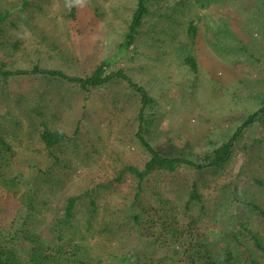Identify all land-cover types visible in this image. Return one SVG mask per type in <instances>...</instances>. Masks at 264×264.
<instances>
[{"label":"trees","instance_id":"1","mask_svg":"<svg viewBox=\"0 0 264 264\" xmlns=\"http://www.w3.org/2000/svg\"><path fill=\"white\" fill-rule=\"evenodd\" d=\"M98 1L106 2H86L94 17L103 16L104 13L99 8L101 6ZM198 1L200 6L226 2ZM251 1L254 6H260L262 0ZM54 2H58L61 8V21L38 23L40 18L37 15L45 10L49 11ZM158 3V6H153L151 0H133L132 3L126 0L122 7L119 3L111 2V14L117 21L106 19L105 26L108 29L104 37L117 35L120 39L119 46L108 53V47L104 46L96 57H90L87 53L89 46L86 48L89 41L77 27L75 6L66 7L65 0H0V33H4L0 34V54L4 53L0 58V101L6 103V109L0 112V119L7 123L1 126L0 122V209L6 199L13 204L8 212L0 210V264H105L90 244L73 240L74 233L77 232V226L73 223L75 197H69L63 209L57 210L59 215H54L51 224L45 223L51 228L48 237L39 232L42 225L40 217L44 214L42 210L46 204L44 197L52 194L54 182H58L59 187L64 186L62 174L73 171L71 161L81 157V131L86 127L87 121L90 124L88 115L87 120L84 117L83 107L98 93L103 104L116 106L123 115L127 114L125 110L128 107L125 110L122 108L127 96H132L136 101L133 114L129 116L133 130L131 132L135 141L147 152V158L142 166L121 163L111 179L106 177L95 183V187L102 188L105 192L111 191L112 194L113 182L121 180L126 171L131 174L134 199L123 197L130 208L123 214L130 227H138L136 231L141 238L146 237L154 241V244L167 246L176 243L179 236L188 235L190 240L182 243L185 249L190 250L188 258H194L191 264L260 262L256 257L243 258L232 249L221 251L223 259H218L213 244L219 240L222 245H227L222 241L228 236L225 231L218 228V234L214 233L212 237L203 232L191 239V225L181 229L174 222L182 217V208H187L189 203L195 206L199 204V208H208V203L199 193V188L207 185L206 180L193 179L190 189L179 191L175 188L172 190V185L168 184L161 187L153 197L147 196L146 201L140 200L139 194L145 188L144 179L153 172H173L181 165H186L205 169L203 175L208 171L218 177L232 157L234 145L245 153L249 162L262 158V141H245L244 132L256 121L264 126V79H255L247 74L236 76L228 86H219L222 94L217 95L215 100L210 99L212 102L209 105L202 104V96L208 97L202 90L203 80L208 81L207 85L210 87L220 83L198 62L195 42L200 17L193 15L187 8L190 0H162ZM259 9L264 12L261 7ZM24 17L26 20H23ZM30 22L33 23L32 27L29 26ZM204 24L206 31L211 32L206 41L221 61L235 59L249 69H264V42L256 40L242 25L236 31L223 17L214 25L208 22ZM27 26L32 36L37 37L34 40L36 43L28 44L21 38V34L28 30ZM70 27L78 33L77 41ZM132 68L135 73H131ZM154 69L161 73V84H165L167 77L175 80L176 86H182L189 97L208 112L235 117L224 128L222 137L214 139L212 147L201 155L169 156L155 149L154 143L158 135L162 134L161 101L137 77L140 70L147 72ZM22 74L35 76L37 84L30 87L31 91L10 90L3 86L11 76L20 79L18 77ZM103 96L107 99L104 100ZM42 101L45 102L44 106ZM47 105L51 108L50 111ZM126 106L129 105L126 103ZM125 118L128 119V116ZM13 143L19 145L21 153L27 150L36 158H42L44 164L43 168L36 165L33 167L36 173L28 180V187L25 188L17 182L18 178L25 175L21 170H14ZM36 143L40 144L42 155L35 146ZM240 174L241 172H237V176ZM250 178L259 189L264 188V181L254 172H251ZM156 180L159 181L158 178ZM152 185L156 186L155 183ZM17 190V196L11 197ZM243 192V187H238V191L234 192L233 184L226 182L210 205L214 208L213 216L218 211H225L229 216L235 200H246L245 210L239 214L236 229L231 233L240 247L243 241L239 236L252 233L250 216L257 213L264 218V202L261 206L250 202ZM82 195L89 196V190L85 189ZM173 196L175 205L166 210L165 206ZM88 203V210H96L92 198L88 199ZM109 215L119 222L117 215ZM90 219V215L84 217L87 223ZM105 223L98 222L97 230L101 235H111L110 230L105 228ZM119 234V245L109 255V264H174L175 259L156 258L155 249L150 248L145 254L133 249L127 251L122 244L127 237H124V231H119ZM80 236L83 237V234ZM250 238L257 249L264 252V237L252 233ZM21 243L25 246L23 251Z\"/></svg>","mask_w":264,"mask_h":264},{"label":"rangeland","instance_id":"2","mask_svg":"<svg viewBox=\"0 0 264 264\" xmlns=\"http://www.w3.org/2000/svg\"><path fill=\"white\" fill-rule=\"evenodd\" d=\"M90 1V0H89ZM126 0H109L106 2L98 1L99 7L104 11L103 16L94 17L91 9L85 3L84 6H75L77 10V27L82 32L83 36L88 39L86 41V48L89 46L88 55L90 57H96L97 53L106 46L107 53L119 46L120 39L115 36H105L106 19L117 21V18L112 16L111 7L113 4H123ZM132 3L133 0H127ZM162 0H151L153 6L157 2ZM168 1H180V0H168ZM226 2L212 3V6H200L198 0H190V4L187 7L193 15H199L200 19L197 22V36L195 42V51L198 56V62L201 66L208 69L212 78L218 79L219 85L210 87L207 85L206 80H203L202 90L207 93V98L202 96L201 103L208 104L215 100L217 95H221L222 91L219 86H228L229 83L235 80V77L245 76L246 74L255 79H264V69H249L242 62L238 60H230L229 62L221 61V59L215 55L213 49L206 41L207 37L211 35L210 31H206L205 22L215 24L219 21L220 17L226 18L232 28L236 31L239 29V25H242L253 37L264 42V12L260 11L259 7L264 10V0L260 1V6H254L251 0H225ZM158 3V4H159ZM242 3V5H239ZM243 8H241V7ZM61 8L58 2H54V5L48 11L40 13V20L38 23L47 24L48 20L58 21L62 19ZM186 9L184 10V12ZM119 16V15H118ZM45 19V20H42ZM57 19V20H56ZM23 20H26L24 17ZM32 22L29 26L32 27ZM0 25V30L2 29ZM28 27V26H27ZM70 31L74 36L75 41L78 36L77 32L70 27ZM4 35V33H0ZM243 34V33H242ZM244 35V34H243ZM24 42L36 43L37 37H33L29 27L28 30L21 34ZM11 39V38H10ZM117 48V47H116ZM4 53L0 54L2 59ZM12 54V53H11ZM8 59L7 56L4 57ZM152 63V62H151ZM155 64V62H153ZM155 66V65H154ZM151 74H150V73ZM131 73H135L132 68ZM140 82L146 86V89L150 93L157 95L162 105V134L158 135L157 140L154 143V147L160 153L169 156H187L191 157L194 154H202L206 149L211 148V142L214 139L221 138L224 133V128L233 120L228 114L210 113L202 106H198L188 95V92L181 86L175 85V80L168 77L164 81L165 84H161L162 76L160 71L148 70L144 72L142 70L137 72ZM157 75V77H155ZM154 77V79H152ZM11 76L9 80L3 83V86L7 89H21L24 91H31V86L36 85L35 76L29 74H22L18 78ZM154 80V81H150ZM140 83V84H141ZM163 85V86H162ZM183 88V89H182ZM125 92V91H124ZM202 93V92H201ZM99 94V93H98ZM98 94L83 107L84 117L87 120V115L90 120L86 122V127L82 128L81 134L83 142L80 143L81 157L71 161L74 168L70 173H64L63 180L64 186L59 187L58 182L53 184V192L51 195L44 197L46 204L43 206L42 212L44 213L40 217L39 232L44 237L51 233L50 226H46L45 223H50L54 215H57V210H62L69 197H75L74 203V218L73 223L77 226V232L74 233L73 240H80L84 243L90 244L97 256L104 260L105 264H109L110 254L113 253L114 247L119 245L118 236L119 231H124L125 243L122 241L125 249L131 251H142L144 254L148 253L150 248L155 249V257H168L175 259L174 264H191V260L194 258H188L189 249H185L182 241L190 240L189 236H179L176 243L167 245L154 244V241L144 237L141 238L137 233L138 227L131 226L123 214L127 213L130 209L125 203L123 197L132 200L134 187L131 184V174L126 171L122 179L113 182V193L111 191L105 192L102 188L95 187L97 181H102L107 177L111 179L118 166L121 163H129L132 165L142 166L143 162L147 158V152H145L139 143L135 141L132 135V128L130 124V117L133 114L136 101L132 96H127L122 103V108L127 110L126 115L117 109L116 106L110 104H103ZM121 96V95H120ZM103 99L107 98L103 96ZM43 106L45 102L42 101ZM126 103L129 106H126ZM5 102L0 101V112L6 109ZM121 105V104H120ZM209 105V104H208ZM81 106V105H80ZM49 111L51 108L47 105ZM82 114V110L80 111ZM1 116V113H0ZM128 116V119L125 118ZM133 118V116H132ZM1 126H5L4 119H0ZM63 126V125H62ZM84 129V130H83ZM245 141L251 142L254 139H260L261 144V159L249 162V158L245 153L237 149L236 145L232 146V157L228 160L226 166L220 171L218 177H214L208 171H205V175L202 172L205 169H196L186 165H181L173 172L161 171L153 172L144 179L143 191L140 195V200H145L147 196L156 195L160 191V188H164L166 185L171 184L172 190L176 191L188 190L193 179L197 181H207V185H203L199 188V193L204 200L208 203V208H199V204L196 206L189 203L187 208H182L180 214L182 217L179 220L174 221L181 229L188 228L192 233L191 239H194L196 235H200L205 232L207 236L212 237L214 233L218 234L217 230L220 228L225 231L228 236L222 241L227 245H222L218 240L213 244V250L218 259L222 258L221 251L224 249H232L239 256L245 258L247 256L256 257L260 262L258 264H264V252L257 249V246L252 243L250 236L252 233L259 234L264 237V218L254 213L249 218L250 228L252 233H243L239 236L242 242V247L238 241L231 237V233L236 229V222L240 213L245 210V203L242 198L235 200L231 209L232 214L229 216L225 211H218L213 216L214 208L212 205L214 199L220 187L226 183L231 182L233 184V191L237 192L238 187H243V195L246 196L250 202L263 204L264 200V188L260 189L254 185V182L250 178L251 172H254L257 177H261L264 181V126L259 122H254L244 132ZM14 144L15 156L12 161L14 170H21L25 176L18 178L17 182L23 186L28 187V180L34 177L36 173L35 165L38 167H44L42 158H36L31 152L24 151L21 153L18 144ZM37 149L43 154V150L40 148V144L36 143ZM211 146V147H210ZM249 170V171H246ZM96 171V173H94ZM243 171V173H242ZM246 171V172H245ZM237 172H241L240 176H237ZM158 178L159 181H155ZM155 183L154 187L152 184ZM61 185V184H60ZM19 189V188H18ZM89 190V196L82 195L84 190ZM19 190L12 193L11 197L15 198ZM173 192V191H172ZM115 193V195H114ZM178 193V192H177ZM176 193V194H177ZM80 195V196H79ZM93 199L96 205V210H88V199ZM174 196L171 197V202L165 206L166 210H170L174 205ZM146 201V200H145ZM1 203V202H0ZM186 203V202H185ZM12 203L9 199H6L1 206V211H9L12 207ZM108 207V208H107ZM220 207V206H219ZM184 209V210H183ZM114 213L117 215L119 222L114 220V217L109 215ZM6 215V214H5ZM59 215V214H58ZM90 215V221L87 223L84 217ZM228 217V218H227ZM105 223V228L109 229L111 235H106L98 232L97 226ZM83 234V237L80 235ZM212 239V238H211ZM264 239V238H263ZM22 251L25 249L23 243H21ZM27 249V247H26ZM185 249V251H184ZM223 259V258H222ZM220 264L223 262L219 261ZM247 263V262H246ZM251 264V263H247Z\"/></svg>","mask_w":264,"mask_h":264},{"label":"clouds","instance_id":"3","mask_svg":"<svg viewBox=\"0 0 264 264\" xmlns=\"http://www.w3.org/2000/svg\"><path fill=\"white\" fill-rule=\"evenodd\" d=\"M87 0H65V6L68 8L74 7V6H84Z\"/></svg>","mask_w":264,"mask_h":264}]
</instances>
